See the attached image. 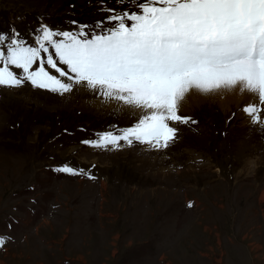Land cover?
Listing matches in <instances>:
<instances>
[{"label": "rangeland", "instance_id": "1", "mask_svg": "<svg viewBox=\"0 0 264 264\" xmlns=\"http://www.w3.org/2000/svg\"><path fill=\"white\" fill-rule=\"evenodd\" d=\"M125 8L0 0V33L33 46L42 25H87L90 36L112 26L104 9ZM193 93L177 114L197 125L169 121L166 148H95L83 141L120 134L144 111L82 84L63 95L0 86V264H264V126L242 111L255 101L239 89ZM65 165L84 174L53 171Z\"/></svg>", "mask_w": 264, "mask_h": 264}, {"label": "snow or ice", "instance_id": "2", "mask_svg": "<svg viewBox=\"0 0 264 264\" xmlns=\"http://www.w3.org/2000/svg\"><path fill=\"white\" fill-rule=\"evenodd\" d=\"M128 2L136 10L104 9L113 13L107 17L112 26L91 36L84 31L87 25L76 32L42 25L33 46L15 31L0 33V86L29 82L63 95L74 84H82L144 111L120 134L103 132L96 140L83 141L95 148L119 147V141L131 145L133 140L166 148L177 131L168 122L191 119L177 113L192 90L246 92L258 103H249L242 111L252 124L264 126V0ZM96 26L101 27L100 22ZM65 77L68 82L61 79ZM53 171L84 174L67 165ZM5 243L0 237V246Z\"/></svg>", "mask_w": 264, "mask_h": 264}, {"label": "bare ground", "instance_id": "3", "mask_svg": "<svg viewBox=\"0 0 264 264\" xmlns=\"http://www.w3.org/2000/svg\"><path fill=\"white\" fill-rule=\"evenodd\" d=\"M220 90H225V89H220ZM194 92V90H192V91H190L187 95H186V97H185V99L183 100L185 103H190V102H193L194 103V101H190L191 99H193V100H195V101H198L199 100V98L195 95V93H193ZM258 100H256L255 102H257ZM180 106H181V103H180ZM262 197H264V195L262 196Z\"/></svg>", "mask_w": 264, "mask_h": 264}]
</instances>
